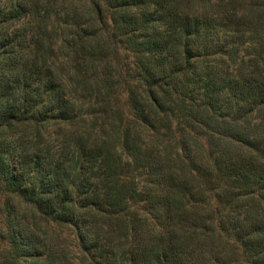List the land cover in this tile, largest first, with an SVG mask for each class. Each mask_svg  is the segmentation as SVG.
<instances>
[{
	"label": "trees",
	"instance_id": "trees-1",
	"mask_svg": "<svg viewBox=\"0 0 264 264\" xmlns=\"http://www.w3.org/2000/svg\"><path fill=\"white\" fill-rule=\"evenodd\" d=\"M2 193L0 264H264V0H0Z\"/></svg>",
	"mask_w": 264,
	"mask_h": 264
},
{
	"label": "rangeland",
	"instance_id": "rangeland-1",
	"mask_svg": "<svg viewBox=\"0 0 264 264\" xmlns=\"http://www.w3.org/2000/svg\"><path fill=\"white\" fill-rule=\"evenodd\" d=\"M122 63L124 65H126V63L128 64L131 61V56L129 54H127L126 52H122ZM122 92V102L120 103L121 105H124V108H127V106L125 105V93ZM11 196L12 198H14V203L19 206L23 211H26L29 213V215H31V211H32V207L31 205L27 204L26 202L21 201V199H19L18 197H16L15 195H10V194H1L0 197H2V199H6L7 197ZM49 228V234L45 237V240L47 242H51V241H56L58 242L60 245H67L70 252H71V257L74 261L78 262L80 261V257L81 254L78 251L77 245H78V241L75 238V234L74 231L69 228V227H58L56 225L50 224L48 226ZM2 245H6V244H2Z\"/></svg>",
	"mask_w": 264,
	"mask_h": 264
}]
</instances>
